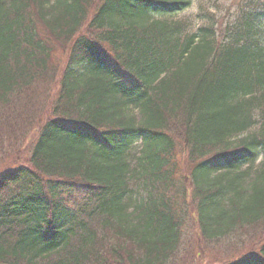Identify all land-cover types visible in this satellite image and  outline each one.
Masks as SVG:
<instances>
[{"label":"trees","instance_id":"trees-1","mask_svg":"<svg viewBox=\"0 0 264 264\" xmlns=\"http://www.w3.org/2000/svg\"><path fill=\"white\" fill-rule=\"evenodd\" d=\"M189 4L0 0V264H188L187 222L193 264L264 229V0ZM35 19L67 47L47 110ZM238 253L208 264H264V233Z\"/></svg>","mask_w":264,"mask_h":264},{"label":"rangeland","instance_id":"rangeland-1","mask_svg":"<svg viewBox=\"0 0 264 264\" xmlns=\"http://www.w3.org/2000/svg\"><path fill=\"white\" fill-rule=\"evenodd\" d=\"M238 1L239 0H190V4L184 10L178 12L177 14H174L172 17L174 19L185 20V23L187 25H191V28L193 29L202 24L199 15H201L200 11H203V13L208 14V16L210 17L211 15H214V17L212 18L213 20H222L221 26L224 27L225 23L228 22V20L232 21L235 18L236 5ZM35 25L41 36L43 38H46L51 49L50 64L56 67V72L54 73V75L53 73H50L47 83H39L35 85V93L39 101L38 107L42 106V109L45 108V110H47L48 102L46 101V95L50 97L53 96L52 94H47V91H53L57 89V82L63 68L67 47L66 43L53 39V36L37 19H35ZM259 27L260 38L264 43V18H262V20L259 22ZM184 166V155H181L180 168ZM184 230L186 231L183 232V246L181 247L179 256H184L187 263L191 264L192 257H189L188 254H184V252H187V249L192 250L191 245L195 242L194 236L196 233L195 231H192L193 227L189 222L185 224ZM242 233V235L240 236H232L231 240H228L231 241L230 245L223 242L217 245H213L212 247H210V252L212 253L211 256L198 258V262L195 261L193 264L212 263L214 262L215 258H222V261L227 258L233 259L237 255L235 254L236 251L239 252L238 256H240L242 252L256 245L261 235L264 233V229L249 227L247 229H244ZM235 242H239L238 244H240V246H237ZM240 242H242V244ZM175 262L177 261H171L169 264H173Z\"/></svg>","mask_w":264,"mask_h":264}]
</instances>
